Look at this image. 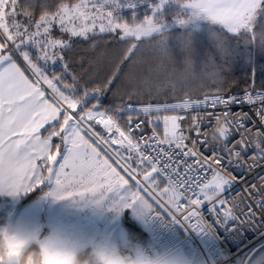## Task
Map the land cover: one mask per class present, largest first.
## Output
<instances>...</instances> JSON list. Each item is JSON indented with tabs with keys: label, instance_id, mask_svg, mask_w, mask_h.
I'll list each match as a JSON object with an SVG mask.
<instances>
[{
	"label": "snow or ice",
	"instance_id": "1",
	"mask_svg": "<svg viewBox=\"0 0 264 264\" xmlns=\"http://www.w3.org/2000/svg\"><path fill=\"white\" fill-rule=\"evenodd\" d=\"M140 2L141 0H103V3H96L95 0H82L72 6L62 3L57 11H45L34 25L30 19L26 25L16 20L17 0H10V3L9 0H0V190L13 196L27 194L36 185L55 178L57 191L50 194L58 199L83 200L92 196L112 200L117 212L131 210L134 216L145 223L160 221L167 225L166 231L157 235L146 248L129 252L138 260L147 259L151 264H264V242L254 247L245 246L246 251L239 249L232 253L223 246L217 227L214 226L223 229L225 233L237 230L233 223L238 222L240 217L224 196L236 178L232 177L230 180L223 175L222 170L212 168L207 163L208 157L195 160L194 163L199 165L197 177L189 176L192 167L186 161L183 171L178 170L179 163H173L175 149H180L183 157L197 156L195 151L185 150L186 136L180 132L179 122L185 118V112L196 113L192 119L194 131L199 137V124L195 123L200 116L196 111L198 108H215L218 105L227 108L232 103L242 102L241 98L213 96L210 104L207 97L201 102L185 99L181 103L148 105L140 109L145 114H155V120L161 121L164 128L163 139L158 138L155 131L152 137H141L140 140L144 142L142 148L141 143L131 135V115L128 116L129 127L125 130L116 115L106 114L97 107L92 110L81 107L87 104L90 97L99 96L98 89H83L77 94L76 85L66 83L62 79L63 74L53 72L49 77L46 71L49 63L55 64L57 59L62 62L61 66L65 71L69 67L64 62V57L53 50L70 49L71 43L54 38V26H58L61 33L70 37L87 40L89 33L96 29V21L99 19L102 21L99 32L120 29L124 37L140 41L142 38H153L164 31H171L178 23H183L174 21L170 24L164 19L166 6L179 7L174 0H158L151 6L150 15L131 25L113 18L114 12L125 8L135 10ZM89 4L95 9L94 12L86 11ZM184 7L197 20L202 18L237 37L250 28L258 14L264 15V0H186ZM29 8L31 4L24 9V15L28 17ZM105 20L106 24L103 22ZM30 28L33 30L30 31ZM136 47L137 44L132 43L129 52ZM30 49H35V55ZM17 58L22 59L35 79H30L25 74V70L17 63ZM244 58L249 64H254L253 54ZM57 82L68 89V93L62 91ZM42 83L51 90L50 96H46ZM256 99L264 101V95L258 94ZM243 100L254 102L249 94ZM78 107L79 112L76 111ZM128 111L132 113L136 109L129 105ZM261 113H264V109L258 112L264 122V114ZM206 115L213 116L216 121L218 126L213 139L221 142V152L226 154L221 155V152L213 149L212 162L217 165L223 162L226 166L250 171L253 165L242 162V155L248 150L249 143L243 135L247 131L243 127V121L228 120L231 115L228 111ZM221 116L224 117L223 122ZM87 121L103 125L109 133L105 139L99 133L91 132L100 143L120 145L129 153H135L139 167L120 165L134 181L133 184L112 166L106 155H101L97 144L85 137L83 125ZM45 125H50V128L47 135L41 137L40 130ZM135 128L139 129L140 123ZM113 132L116 133L114 137L111 135ZM234 132H240V138L230 144L229 137ZM256 136L259 140L254 145L256 152L251 157L253 163L256 160L264 161V133H256ZM53 137H59V142L55 145L52 143ZM164 144L169 145L168 150L160 147ZM237 144L239 148L236 147ZM115 155L123 158L119 151ZM58 157L60 162L57 161ZM38 160L42 161L39 166ZM116 163L119 164V160ZM53 165L56 166L55 170ZM208 171L212 173L210 178H199ZM138 175L142 179H137ZM161 178L167 186L161 184ZM260 182L264 186V176L260 177ZM189 192L191 195H188ZM182 200L184 203H181ZM206 203L209 205L208 214L214 223H209L201 212ZM258 206L264 210V202H259V199ZM158 208L163 209V212ZM245 215L252 222L256 213L250 210Z\"/></svg>",
	"mask_w": 264,
	"mask_h": 264
},
{
	"label": "trees",
	"instance_id": "2",
	"mask_svg": "<svg viewBox=\"0 0 264 264\" xmlns=\"http://www.w3.org/2000/svg\"><path fill=\"white\" fill-rule=\"evenodd\" d=\"M80 1L82 0H17L16 9L20 12L18 19L27 24L30 19L34 25L43 12L52 13L57 11L59 5L62 3L73 5ZM28 4H31V8L28 9L30 17L24 15V9ZM261 16V20H264V15ZM52 35L53 37H61V35L63 38L68 37L59 33L57 26L53 27ZM171 35L158 36L152 41H141L131 52H129L132 44L130 40L120 39L117 34L97 35L87 40L76 38L71 41L70 49L59 50L56 53L63 56L64 62L68 63L69 67L67 71L62 68V62L59 59L56 60L55 64L49 63L46 71L49 77H51L53 72L57 75L63 74L62 79L66 83L76 85L75 91L77 94H80L83 89L92 91L98 89L99 96L90 97L87 104H84L83 107L91 110L93 107H97L99 110L105 111L106 114L116 115L117 118H120L126 130L128 119L120 115L119 111L130 103L161 102L184 97H200L209 93L230 94L249 89H263L249 87L251 82H248V80L243 81L240 78H235V76L240 75H220V77H212L207 80L198 79V74L191 75V79L172 78L171 74L173 72L171 70H164L162 72L158 69L157 63L152 61V59H180L181 55L188 54L186 52L180 53L179 49L165 51L174 46L170 38L172 37ZM180 38V41L186 40L185 38ZM158 45L160 46L158 47ZM182 45L191 46L189 44ZM204 45L202 43V46ZM191 48L196 49L198 46L196 44L195 46H191ZM32 53L35 55V51ZM191 56L200 58V53ZM17 63L22 66L18 59ZM162 68L165 69L167 66H163ZM152 82L158 84L153 88L147 86L149 90L140 92L142 85L145 86L147 83L153 84ZM57 83L63 91L68 93V89L63 88V85L59 84V82ZM162 87L166 89V92L160 93L158 91ZM43 89L45 90V87ZM57 142H59V138L53 137V145ZM45 188V185L36 186L31 192L23 195L17 202L1 200L0 203L5 205V209L4 211H0V226L6 221V211L9 208L20 209L35 202L41 197ZM123 226L127 232L128 242L137 246L150 243V233L143 225L140 226L135 219H126L123 221Z\"/></svg>",
	"mask_w": 264,
	"mask_h": 264
},
{
	"label": "rangeland",
	"instance_id": "3",
	"mask_svg": "<svg viewBox=\"0 0 264 264\" xmlns=\"http://www.w3.org/2000/svg\"><path fill=\"white\" fill-rule=\"evenodd\" d=\"M81 2L82 1L75 4H79ZM95 2L103 3V0H95ZM123 2H127V0H123ZM133 2H135V0H133ZM157 2L158 0H147V2H145V0H141L140 4L135 10L126 9V8L121 9L119 12L113 13V18L117 19L118 22H126L131 25L134 21L137 22L142 21L146 16L150 15L151 6ZM174 2L175 4L179 5V7L175 8V6H171V7L166 6L164 9L165 11L164 19L166 22L170 24L173 23L174 21L176 22L183 21V23H178L177 26L171 31H164L161 34L154 36L153 38H142L140 41H135V39L132 37H124L123 32L120 29H117L116 31H106L103 33L99 32V24L102 21L98 19L96 21L97 23L96 29L93 32L89 33L88 38L97 35L117 34V36L120 37V39L130 40L131 43L138 44L141 41L143 42L152 41L155 37L170 36L172 34L171 35L172 37L170 38L174 43L173 44L174 46L169 50L166 49L165 51H174L179 49L178 51H181L180 53L186 52L189 55L188 54L181 55L180 59H152L153 62L157 63L156 65L158 69L161 70L162 72L164 70H169V71L171 70L173 72V74H171L172 78L191 79L192 78L191 75L198 74L199 75L197 76L198 79L207 80V79H211L212 77H220V75H225V76L240 75V76H235V78L237 79L240 78L243 81L248 80V82H251L249 87H257L264 89V20H261L262 17L261 14L257 15L256 21H253L252 25L245 33H243L240 37H237L227 33L226 30L220 29L219 26H213L210 23L205 22L202 18L197 20L191 14V11L184 7L186 0H174ZM86 11L94 12L95 9H93L91 7V4H89V7L88 9H86ZM19 17H20V12L16 9V20ZM17 21L27 25L26 22H23L20 19H18ZM103 22L105 24L107 23L106 20ZM57 30L59 33H61L59 31L58 26H57ZM62 34L67 35L68 37L63 38L61 35V37L54 36V38L65 39L70 43L72 40L76 38H80V37H70L66 33H62ZM180 37L185 38L186 40L180 41L179 40L181 39ZM180 42L182 44H189L191 46H195L197 44L198 48L196 49L191 48V46L188 45L183 46ZM202 43H204L205 45L202 46ZM159 46L160 45H158V47ZM9 47H11V45H9ZM59 50L60 49L57 48L54 49L53 52L58 53ZM30 51L33 52L35 51V49H30ZM197 53H200L201 59L194 58L192 56L190 57V55ZM249 54H253L254 64H249L247 60L244 58ZM17 59L21 62L25 71H27L28 74L33 79H35V77L32 76L31 72L27 70V65L22 61V59L19 58ZM163 66H167V68L163 69L162 68ZM157 84L158 83H153V84L147 83V85L145 86L142 85L140 88V92L143 91L146 92V90H149L147 86L153 88ZM41 86L43 88L45 87V92L50 96L51 90L48 89L47 85L42 83ZM158 91L162 93V92H166V89L162 87V89H158ZM184 98H193V97H184ZM81 107H83V105H81ZM79 109L80 108L78 107L76 111L78 112ZM73 115H75V113H73ZM117 119L121 127L125 129L120 118ZM83 127H84L83 134L85 135V137L90 138V142H92L93 144H97L101 154L103 156L106 155L112 166L115 167L117 171L120 172L121 175L125 176L126 179H129L130 184H133L134 181H132L128 177L127 173L123 170V168L120 165H124L125 167H127L129 164H131V166L134 168L139 167L136 162L135 153H129L127 149L122 148L120 145H106L100 142H96L97 137L91 135V132L93 131L99 133V135L104 137L105 139H107V137L109 136V133L105 131L103 125L96 124L94 121H87L83 125ZM111 135L114 137L116 133L113 132ZM117 151L123 154V158L115 155ZM117 160H119V164L116 163ZM137 179H142V177L138 175ZM162 182L161 184L163 186L164 185L166 186V184ZM15 210L16 211H13V209L9 208L6 211V218L11 219L18 216L19 212H17L18 211L17 208ZM99 214L101 217L93 219V221L90 224L95 225V230L98 233H101L102 238L105 236L106 232H109V230L106 231L107 229L106 220L108 219H112L111 223L119 221L123 226V221H125L128 218H133L135 219V221L138 222L140 226L143 225L142 220L134 216L131 210H124L123 212H117L113 207V202L109 207H105L104 213L102 211H99ZM84 220L86 222L88 221L87 218H85ZM79 223H75V225L79 226L80 225ZM59 229L60 232L63 233L62 228ZM111 236L112 237L110 239L105 238L103 242V244L109 249L114 247V243L119 239L116 238L117 233H112ZM122 239L124 242H127L128 240L127 232L122 235ZM98 242L99 241L95 240L93 243V247L97 246Z\"/></svg>",
	"mask_w": 264,
	"mask_h": 264
},
{
	"label": "built area",
	"instance_id": "4",
	"mask_svg": "<svg viewBox=\"0 0 264 264\" xmlns=\"http://www.w3.org/2000/svg\"><path fill=\"white\" fill-rule=\"evenodd\" d=\"M246 94H249L254 98L253 103H248L246 100H243ZM258 94L264 95V89H249L230 94L209 93L200 97L180 98L161 102L130 103L119 111V114L127 117V119L129 115L132 116L131 135L141 143L143 148L144 142L143 140H140L141 137H152L153 132L155 131L156 136L160 139H163L164 128L161 121L155 120V114H145L143 111H140V109L147 107L148 105L155 106L165 103H181L185 99H191L194 102H201L207 97L210 104L211 98L213 96H223L225 98L235 96L241 98L242 102L232 103L227 108L222 105H218L215 108L211 106L198 108L196 111L199 112L200 116L195 121V123L199 124V137L194 131V122L192 119V116L196 113L192 111L185 112V118L179 122L180 132L186 136L184 143L187 145V148L185 150L191 149L197 153V156L183 157L180 154V149H175L173 153V163H179V171H183L185 167V161L188 165H191L192 171L189 173V176L191 177L198 176L196 170L199 169V165L194 163L195 160L197 158L204 160L205 157H208L207 163L211 164L212 168L222 170L223 175H225L230 180L232 177L236 178L233 181L232 187L224 193V196L229 199L230 206L233 208V211L236 212L240 217L238 222L233 223V226L237 230L225 233L223 229H220L218 226L214 225L217 227V232L220 235L223 246L227 247L232 253H236L239 249L246 251L247 247H254L259 243L264 242V234H262L264 233V210L258 206V199L259 202H264V195H261L264 193V186H262L260 182V177L264 176V161L256 160L255 163H253L251 159V157H253L256 152L254 145L259 140V137L256 136V133H264V122L261 121L260 115H258V112H260L261 109H264V101L256 99ZM129 105L133 106L136 111L130 113L128 111ZM225 111L231 113V115L228 117V120L233 122L243 121V127L247 129L243 135L249 142L247 146L248 150L243 153L242 162L245 163V165H253L250 171L238 170L233 166H226L223 162L219 165L212 162L211 157L213 149L221 152L222 144L219 140L213 139V133L215 132L218 125L213 119V116L206 115V113H213V115H216ZM221 121H224L223 116H221ZM137 123H140L139 129L135 128ZM128 127L129 123L127 125V128ZM239 138L240 132H234L233 135L229 137V143H234L235 141L239 140ZM96 142H99L97 138ZM205 142L208 143L206 144ZM262 146H264V144H262ZM160 147L164 148L165 150L169 149V145L167 144L160 145ZM236 147L239 148V145L237 144ZM221 155L226 156V154L223 152H221ZM211 174L212 173L210 171L204 172L203 176L199 178H210ZM161 179L165 183L164 179ZM253 185L255 187H253ZM181 191H183V189H181ZM188 195H191V193L189 192ZM181 203H184V201L182 200ZM249 206H251V208ZM208 207L209 205L206 203L204 206H202L201 212L209 223H214L212 217L208 214ZM158 210L163 212V209L158 208ZM250 210L256 213V216L252 222H249L245 215ZM142 224L150 233V243L157 235L164 233L167 228V225H164L160 221H152L150 223H145L142 221ZM149 244L137 246L127 241L121 243L118 250L129 253L131 250L137 248H146Z\"/></svg>",
	"mask_w": 264,
	"mask_h": 264
},
{
	"label": "crops",
	"instance_id": "5",
	"mask_svg": "<svg viewBox=\"0 0 264 264\" xmlns=\"http://www.w3.org/2000/svg\"><path fill=\"white\" fill-rule=\"evenodd\" d=\"M21 68L22 70H25L22 66ZM25 74L32 79L26 71ZM46 96H48L47 93ZM49 128L50 125H45V128L40 130L41 137L46 135ZM63 148L64 146L62 144V154ZM57 161L60 162V157L57 158ZM41 163L42 161H37L38 166ZM55 167L56 166L53 165L54 170ZM41 185L46 186L41 197L31 204L17 209V212H19L18 216L11 219L7 218L1 226L7 225L13 231L23 230L29 232L38 236L43 241L51 240L58 243L70 242L86 248L93 247L95 240L99 241L98 245H104L103 242L105 238L110 239L112 237V233H117L116 238L119 239L114 243V247L111 249H119L121 243L124 242L122 235L126 233V230L121 225V222L118 221L111 223L112 219L106 220V231L109 230V232L105 231L106 233L103 238L101 233H98L95 230V225L90 224L93 219L101 217L99 211L104 213L105 207H109L112 204V200H101L92 196L83 200L58 199L56 196L50 194L57 191L55 178ZM23 195L25 194L13 196L8 194L5 190H0V201L8 200L9 202H17ZM4 209L5 205L0 203V211H4ZM12 209L13 211H16L14 208ZM85 218L88 219L87 222L84 220ZM75 223H79L80 225L77 226ZM59 228H62L63 233L60 232Z\"/></svg>",
	"mask_w": 264,
	"mask_h": 264
},
{
	"label": "clouds",
	"instance_id": "6",
	"mask_svg": "<svg viewBox=\"0 0 264 264\" xmlns=\"http://www.w3.org/2000/svg\"><path fill=\"white\" fill-rule=\"evenodd\" d=\"M0 264H151L134 254L104 245L86 248L75 243L43 241L23 230L0 226Z\"/></svg>",
	"mask_w": 264,
	"mask_h": 264
}]
</instances>
